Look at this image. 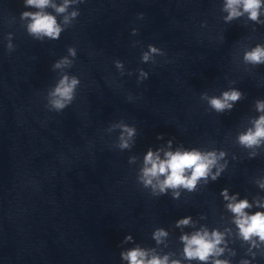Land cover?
I'll list each match as a JSON object with an SVG mask.
<instances>
[{
  "label": "clouds",
  "instance_id": "obj_1",
  "mask_svg": "<svg viewBox=\"0 0 264 264\" xmlns=\"http://www.w3.org/2000/svg\"><path fill=\"white\" fill-rule=\"evenodd\" d=\"M74 0H64V4L56 8L59 13H64L70 3ZM50 4V0H26V5L33 6L39 9H43ZM243 7V11L249 14V18L257 20L259 16V9L261 7V0H227L226 10L229 11V16L226 19H232L240 16L243 13L238 11V6ZM53 7H55L53 5ZM77 12H72L71 17H76ZM31 18V23L28 25V31L37 37L47 36L52 39H57L62 31L61 27L57 24L56 18L50 14H45L43 11L36 13L25 12L22 13V18ZM70 22L69 17H65L64 23ZM11 47V45H9ZM150 51L155 53L158 50L150 46ZM69 53L75 55V50L69 48ZM145 61L148 60V54L143 57ZM245 61L252 64L264 63V47L257 46L252 51L245 54ZM70 63L66 58L57 63L56 67H61L62 64ZM120 66L119 64L117 65ZM142 75H145L142 73ZM79 83L76 78H72L69 81L67 76L63 77L55 91L53 96L57 97L52 101L53 106L57 110H62L66 107L67 103H70L73 99V91L75 86ZM241 93L236 90L224 92L222 98H211L209 103L218 112H223L225 109H231L232 103L239 100ZM257 110L264 112V102L257 101ZM123 131L127 133L130 138L134 135V129H130L127 126H123ZM264 140V115H261L254 121V129H249L245 134L240 135L239 142L246 147H253L260 144ZM128 141L121 137V148H127ZM166 159L160 160L158 155H154L152 151H149L145 157V167L143 171V177L145 186L151 185L155 190L158 186L160 192H164L168 188L177 189L184 187L189 190L195 188L197 181L200 178H206L211 171V168L217 163V156L215 153L210 152L202 154L198 151H177L167 152ZM224 156V153H220V158ZM150 165V167L148 166ZM223 166L217 171L222 170ZM191 172V175H186L187 172ZM163 175L165 179L159 181V177ZM153 178H157L158 184H153ZM216 179V175L213 176ZM264 187V184L261 185ZM222 195L225 199H231L235 201V197H228L227 190ZM251 207L247 200H241L239 202H233L228 204V208L235 214V223L239 228L240 235L245 241L251 240L253 237H258L260 241L264 242V213L256 212L253 215H248L245 212L246 208ZM179 224H188L189 220L184 219L178 222ZM166 235L162 230L155 233V237L159 240V237ZM222 234L214 231L209 237L207 231L193 234L190 238L183 236L182 240L185 242V254L189 259H199L201 261H207L212 255L220 254L223 249L218 248V245L222 242ZM124 258L129 260L130 264H167V257L160 259L153 257L150 260H145V252L135 249L129 251L127 254H123ZM178 264V262H174ZM215 264H227L226 261H215ZM247 264V262H245Z\"/></svg>",
  "mask_w": 264,
  "mask_h": 264
}]
</instances>
